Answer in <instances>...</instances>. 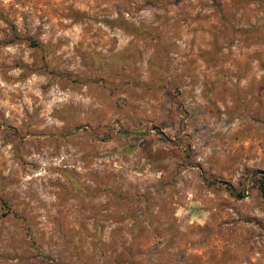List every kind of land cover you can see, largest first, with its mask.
I'll return each instance as SVG.
<instances>
[{
	"label": "rangeland",
	"instance_id": "rangeland-1",
	"mask_svg": "<svg viewBox=\"0 0 264 264\" xmlns=\"http://www.w3.org/2000/svg\"><path fill=\"white\" fill-rule=\"evenodd\" d=\"M254 171L264 0H0V264H264Z\"/></svg>",
	"mask_w": 264,
	"mask_h": 264
},
{
	"label": "trees",
	"instance_id": "trees-1",
	"mask_svg": "<svg viewBox=\"0 0 264 264\" xmlns=\"http://www.w3.org/2000/svg\"><path fill=\"white\" fill-rule=\"evenodd\" d=\"M252 174H253V176H255L254 181H255V184H256V187H257L259 193L262 196H264V171H254V172H252ZM226 188L228 189L230 194L238 196V197L242 196V194L235 191L233 187L227 186Z\"/></svg>",
	"mask_w": 264,
	"mask_h": 264
}]
</instances>
